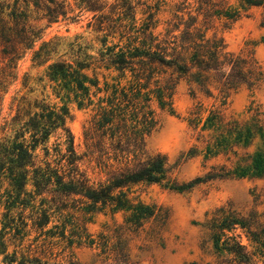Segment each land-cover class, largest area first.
<instances>
[{
	"label": "trees",
	"instance_id": "trees-1",
	"mask_svg": "<svg viewBox=\"0 0 264 264\" xmlns=\"http://www.w3.org/2000/svg\"><path fill=\"white\" fill-rule=\"evenodd\" d=\"M120 1L121 4L110 6L108 14L103 11L104 0H78L77 5L79 11L92 13L93 30L114 32L126 25L120 20L127 19L130 27L135 26L134 5L130 0ZM236 1L237 5L232 6L227 0H195L194 8L185 11L187 19L176 15L177 20L163 39L153 34L155 24L153 13L149 12L140 27L141 39L134 37L124 49L115 51L116 44L105 47L108 35L105 34L101 39L104 47L96 52V57L86 51L89 47L74 38L67 43L64 53L53 58L63 38L41 39L42 28L30 16L34 11L36 19L44 20L45 25L60 20L74 21V16L68 15L71 9L65 0H0V110L3 93L17 78V61L29 51L32 63L45 65L42 79L57 94H72L79 104L86 101L87 105L93 104L96 96L94 113L86 129V156L106 173L104 181L94 184L80 170V156L65 125L66 108L56 109L43 99L30 102L25 94L15 91L9 102L12 114L4 120L1 127L4 135L0 137V199L7 211L0 229L1 262L55 264L28 253L17 257L18 251L7 252L5 229H13V239L27 224L22 219L14 222L9 210L18 205L33 208L30 202L34 193L50 197L49 205L32 211L33 222L39 228L48 224L51 206L60 209L68 201L75 207L83 206L86 212L124 211L126 224L138 228L156 214V209L130 198V184L164 182L170 189L184 191L216 178L264 175V114L256 110L245 119L227 118L218 106L209 108L204 118L200 116L201 106L190 112V125L196 128L200 124L205 158L225 155L229 160L234 159L228 166L212 165L202 177L187 183H177L170 177V166L163 153L148 152L145 147V138L155 124L150 108L152 99H156L160 108L172 111V95L179 80L196 84L207 96H211L210 85L214 84L224 93L221 101L224 104L229 90L243 85L254 88L262 79L252 52H230L221 37L215 34L206 37V30L215 19L224 20L226 25L238 20L251 7L264 9V0ZM114 15L117 17L113 18ZM261 24L264 25V19ZM174 30L179 33L168 36ZM111 67L121 72L128 70L131 79L124 84L119 80L108 83L104 79L100 86L95 70ZM9 130L11 135L6 134ZM53 135L58 141L50 147L49 138ZM250 146L254 149L246 151ZM38 147L43 151L44 161H37ZM240 148L245 151L238 152ZM29 180L33 191L25 188ZM252 218L238 216L222 207L216 209L204 225L213 249L229 255L238 264H256L233 232L241 228L251 240L259 242V235L252 229L255 223Z\"/></svg>",
	"mask_w": 264,
	"mask_h": 264
},
{
	"label": "rangeland",
	"instance_id": "rangeland-1",
	"mask_svg": "<svg viewBox=\"0 0 264 264\" xmlns=\"http://www.w3.org/2000/svg\"><path fill=\"white\" fill-rule=\"evenodd\" d=\"M135 9V26L130 27L129 20H120L124 27L119 30H93L94 19L92 13L86 10L79 11L78 0H65L74 16V21L60 20L50 25H45L44 20H37L36 13L32 11L31 19L41 31V39L48 40L51 37L63 38L58 47L59 54L67 50V43L74 38L81 45L89 47V54L97 56L96 52L103 49L101 39L105 34V47L116 44L118 48H125L127 43H132L134 37L141 39L140 27L148 13H153L155 27L153 34L159 39L166 36L167 30L181 16L187 19L185 11L193 9L195 0H130ZM232 6L237 5L236 0H227ZM106 6L104 13H109L110 6L122 3L120 0H104ZM186 7L181 9V7ZM122 9V8H120ZM181 9V10H180ZM177 15V16H176ZM114 15L113 18H116ZM264 9L251 7L236 21L230 24L222 19H215L206 30V37L215 34L221 37L225 49L230 52H252L258 62L262 79L256 87L248 88L240 86L229 90L224 104H221L223 92L210 85L211 96H207L199 90V87L185 80H179L172 95V111L162 109L155 98L150 103L155 120L154 128L145 138V147L148 152H161L170 166V177L177 183H187L195 177H202L210 170L212 165H230L234 158L227 159L225 155L205 158L201 138L199 137L200 124L196 128L190 125L192 115L201 106L200 116L204 118L209 108L218 106L227 118H248L255 110L264 114ZM119 22V21H118ZM181 29V26H180ZM179 30L170 32V35L178 34ZM40 40L36 42L38 45ZM31 53L17 61L14 82L8 85L3 93L0 110V137L4 134L1 127L4 120L10 117L9 102L15 91L25 94L28 101L43 99L44 102L56 109L66 108L67 116L65 125L73 136L76 153L80 156L78 166L87 176L90 182L96 184L104 181L106 173L95 161L86 156V129L94 113L96 96L93 104L87 105L86 101L78 103L72 94L63 92L57 94L45 79L43 73L45 65L32 63ZM99 85H103L104 79L108 83L120 81L121 84L131 79L128 70L118 71L110 69H96ZM88 74L91 76L92 69ZM105 77V78H104ZM102 95V94H99ZM7 135H11L9 130ZM56 135L49 138V146L57 142ZM254 146L246 151L251 152ZM243 149H238L242 153ZM37 161L43 160V151L38 147L35 150ZM50 159V157H49ZM28 181L25 186L27 191H33L34 187ZM129 197L135 202H142L154 206L156 214L145 220L138 228L126 224L124 211H110L105 209L97 212H86L83 206L75 207L72 202H67L66 207L48 210L49 222L43 228L37 227L33 220L35 214L32 211L39 207L45 208L50 204V197L45 194L33 195L30 205L13 207L9 210L14 222L22 219L26 224L24 230L18 236L11 238L13 229H5L8 240L7 252L13 250L20 253H28L30 256H38L42 260L55 264H238L232 261L225 253L216 252L209 238V232L205 228L206 220L212 213L222 207L238 216L253 217L255 223L252 229L259 235V242H254L241 228H235L234 234L252 255L256 264H264V175L216 178L194 184L184 191L170 189L164 182L147 183L137 182L128 187ZM2 193V190L0 191ZM42 199L44 201H42ZM44 202V204H41ZM6 208L0 199V229L5 223L4 214ZM22 234H25L22 238ZM11 238V239H10ZM92 240V243L90 241ZM20 243V245H18ZM3 255L0 254V264Z\"/></svg>",
	"mask_w": 264,
	"mask_h": 264
}]
</instances>
